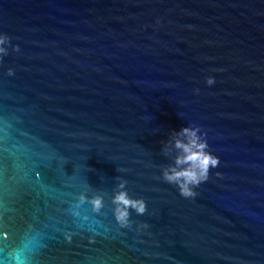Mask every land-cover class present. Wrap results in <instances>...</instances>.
I'll list each match as a JSON object with an SVG mask.
<instances>
[{
  "label": "water",
  "instance_id": "95a60500",
  "mask_svg": "<svg viewBox=\"0 0 264 264\" xmlns=\"http://www.w3.org/2000/svg\"><path fill=\"white\" fill-rule=\"evenodd\" d=\"M0 32V264H264V0H0ZM186 124L219 157L195 197L161 177Z\"/></svg>",
  "mask_w": 264,
  "mask_h": 264
},
{
  "label": "clouds",
  "instance_id": "9594fccd",
  "mask_svg": "<svg viewBox=\"0 0 264 264\" xmlns=\"http://www.w3.org/2000/svg\"><path fill=\"white\" fill-rule=\"evenodd\" d=\"M11 37L0 32V59L9 54V44ZM17 44H11L12 51H18ZM8 75H12L14 70L8 67L6 70ZM214 71H221L215 69ZM205 84L211 86L215 83V77L211 74L204 78ZM198 91V89H194ZM206 133L201 131L199 125H182L179 129H172L169 132V138L162 141L161 153L167 154L171 149H175V155L172 156V163L161 169L162 179L173 184L177 192L183 197H195L197 195L196 188L207 181L209 177V169L216 168L219 164V157L212 151H209V145L205 139ZM120 171V170H118ZM216 175H219L217 172ZM118 183L116 189L111 196V214L113 219L121 227H128L133 223L129 218V208L134 209L138 215L146 212V202L143 197L130 196L124 188L122 178H117ZM87 202L94 212H100L104 207V198L99 193L86 195L81 191L77 194L76 206ZM76 215V212H73ZM147 223L138 224L137 227H147ZM67 239L70 236L66 235Z\"/></svg>",
  "mask_w": 264,
  "mask_h": 264
}]
</instances>
